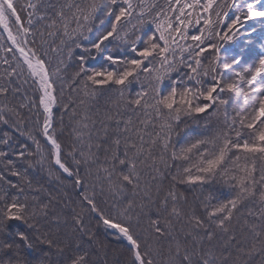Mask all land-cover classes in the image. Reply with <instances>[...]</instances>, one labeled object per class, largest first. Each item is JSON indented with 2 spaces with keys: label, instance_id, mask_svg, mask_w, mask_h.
<instances>
[{
  "label": "snow or ice",
  "instance_id": "obj_1",
  "mask_svg": "<svg viewBox=\"0 0 264 264\" xmlns=\"http://www.w3.org/2000/svg\"><path fill=\"white\" fill-rule=\"evenodd\" d=\"M0 264H264V0H0Z\"/></svg>",
  "mask_w": 264,
  "mask_h": 264
}]
</instances>
